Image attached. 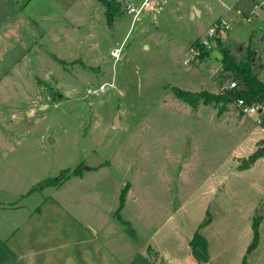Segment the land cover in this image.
Segmentation results:
<instances>
[{
  "label": "rangeland",
  "instance_id": "374dc122",
  "mask_svg": "<svg viewBox=\"0 0 264 264\" xmlns=\"http://www.w3.org/2000/svg\"><path fill=\"white\" fill-rule=\"evenodd\" d=\"M155 1L109 22L99 0H0V264H241L258 217L246 263L264 264V155L239 168L264 139V111L193 107L172 89L233 81L217 42L191 56L215 19L264 80V0ZM196 230L210 262L188 250Z\"/></svg>",
  "mask_w": 264,
  "mask_h": 264
},
{
  "label": "trees",
  "instance_id": "16d2710c",
  "mask_svg": "<svg viewBox=\"0 0 264 264\" xmlns=\"http://www.w3.org/2000/svg\"><path fill=\"white\" fill-rule=\"evenodd\" d=\"M101 4L104 6V14L107 20L110 22L115 15H117L121 8L122 2L115 0H99ZM217 42V47L219 52L221 53V62H222V71L225 73V78H230L231 80H235V86L233 88H228L225 86H220L219 90L215 93L206 91L204 89L198 90L197 92H192L189 90H182L177 87H173V93L175 96L180 99L185 100V102L189 103L193 107H196L198 103L203 104H212L213 106H218L219 110L225 109L227 104H236L238 99H242L244 104L247 106H251L253 104L258 105L262 112L264 111V80L259 77L254 70L255 64V51L252 48L247 47L246 50V59L238 60L236 57L230 54V50L227 46L224 45V42L219 38L215 39ZM215 42V43H216ZM194 46L200 49L197 57L203 59L207 57V51L199 46L198 41L194 44ZM57 59L60 63L64 64L65 62L59 58ZM259 67V66H258ZM238 109L242 112L241 108ZM260 127L264 129V113L260 120ZM257 147L252 151V153L248 156L246 163H242L239 168L246 167L248 164L252 163L257 158L264 155V139L259 140L257 142ZM71 175H77L74 172ZM69 178L68 173H60V175L52 178H46L41 185L48 186H58L60 183ZM127 189H122L120 193V204L121 207L125 200V194ZM207 213V211H206ZM125 224H128V221H123ZM208 219L203 220L201 224L198 225V229L206 224ZM260 223V218H256L252 222V233L253 239L250 244L246 247V254L243 256L241 264L246 263L247 254L251 253L252 250L256 247L259 235L258 226ZM128 228V226H127ZM130 236L135 237V231L132 228H128ZM189 247L191 251L192 257L198 262H207L209 260L208 252H207V243L203 235L199 234L198 230H196L192 237L190 238Z\"/></svg>",
  "mask_w": 264,
  "mask_h": 264
},
{
  "label": "built area",
  "instance_id": "2783aa9c",
  "mask_svg": "<svg viewBox=\"0 0 264 264\" xmlns=\"http://www.w3.org/2000/svg\"><path fill=\"white\" fill-rule=\"evenodd\" d=\"M157 5V2L155 0H142L140 4L136 5L133 3H126L125 4V12L128 14H132V21L135 19L140 18V14L143 11H150ZM213 24L208 28L206 36H202L200 39H198L199 46L203 47L205 50L211 49L213 44L216 42V38H223L225 35V32L227 33L228 30L231 28V25L229 22H226L223 19L217 20L215 19ZM191 56L194 57V55L198 54V50L196 51L194 48H191ZM122 53V43L118 45L117 47L112 48L109 51L110 56H112L115 60H117ZM187 62V60H185ZM235 80H233L230 85H227L225 87L233 88L235 86ZM106 83H98L96 86H89L86 89V93L88 95H100L103 93V91L107 88ZM236 105L243 110V112L251 115V113H258L259 112V106L258 105H251L247 106L244 104L242 99H238L236 102ZM256 119V118H255ZM259 121V120H258Z\"/></svg>",
  "mask_w": 264,
  "mask_h": 264
},
{
  "label": "crops",
  "instance_id": "0c3cea01",
  "mask_svg": "<svg viewBox=\"0 0 264 264\" xmlns=\"http://www.w3.org/2000/svg\"><path fill=\"white\" fill-rule=\"evenodd\" d=\"M124 3H129V2H123L122 3V7H123V5H124ZM230 8L228 7V9L227 10H229ZM223 15H225V14H223ZM255 131V133H257V131L256 130H254ZM136 236V235H135ZM135 238V237H134ZM136 239V238H135ZM188 250L190 251V247H189V244H188ZM155 252H157L159 255H162V252H160L159 250H157V249H155L154 250ZM190 253H191V251H190ZM163 256V255H162ZM165 256L166 257H168V254L167 253H165ZM65 260H66V264H76V259L73 257V256H67L66 258H65ZM210 260V259H209ZM208 260V262H210ZM203 262V261H202ZM205 263H207V262H205ZM171 264H173V263H171Z\"/></svg>",
  "mask_w": 264,
  "mask_h": 264
},
{
  "label": "water",
  "instance_id": "95a60500",
  "mask_svg": "<svg viewBox=\"0 0 264 264\" xmlns=\"http://www.w3.org/2000/svg\"><path fill=\"white\" fill-rule=\"evenodd\" d=\"M125 4H126V3H124V5H125ZM124 5H123V6H124ZM191 15L193 16V13H191ZM83 31H84V30H83ZM117 124H118V122H117V118L115 117V118H114V125H117ZM50 140H51V139H50ZM259 212H260V209L258 210V213H257V214H258V215H261Z\"/></svg>",
  "mask_w": 264,
  "mask_h": 264
}]
</instances>
